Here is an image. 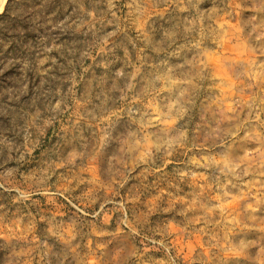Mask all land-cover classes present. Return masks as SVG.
<instances>
[{
	"label": "rangeland",
	"instance_id": "1",
	"mask_svg": "<svg viewBox=\"0 0 264 264\" xmlns=\"http://www.w3.org/2000/svg\"><path fill=\"white\" fill-rule=\"evenodd\" d=\"M4 12L0 264H264V0Z\"/></svg>",
	"mask_w": 264,
	"mask_h": 264
},
{
	"label": "bare ground",
	"instance_id": "2",
	"mask_svg": "<svg viewBox=\"0 0 264 264\" xmlns=\"http://www.w3.org/2000/svg\"><path fill=\"white\" fill-rule=\"evenodd\" d=\"M3 4H4V0H1V4H0V10L2 9L3 7Z\"/></svg>",
	"mask_w": 264,
	"mask_h": 264
},
{
	"label": "trees",
	"instance_id": "3",
	"mask_svg": "<svg viewBox=\"0 0 264 264\" xmlns=\"http://www.w3.org/2000/svg\"><path fill=\"white\" fill-rule=\"evenodd\" d=\"M5 15V12L0 15V19Z\"/></svg>",
	"mask_w": 264,
	"mask_h": 264
}]
</instances>
